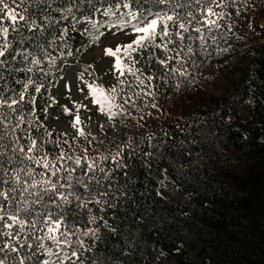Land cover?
Returning a JSON list of instances; mask_svg holds the SVG:
<instances>
[{"label": "trees", "instance_id": "trees-1", "mask_svg": "<svg viewBox=\"0 0 264 264\" xmlns=\"http://www.w3.org/2000/svg\"><path fill=\"white\" fill-rule=\"evenodd\" d=\"M5 2L21 13L27 9V17L35 19L44 32L24 27L23 22L14 31L12 21L0 11V27L9 29L11 42L8 53L0 57L7 63V67H0V96L18 98L19 93H24V99L15 106V113L6 107L0 109V117L9 114L5 122L8 127L18 125L13 133L0 139V152H7L0 156V191L14 186L12 182L3 183L7 178L6 168L27 166L37 174L45 172L49 178L56 179L20 153L9 164L13 155L11 148L18 144L27 151L28 136L37 140L38 149L48 152L50 159L63 152L72 157L86 155L99 163L101 156L111 157L119 152L122 162L128 165L126 169L117 168L111 159L102 165L106 170H114L113 176L119 185L128 184V196L116 208L108 210L109 223L117 231L110 233L102 229V238L93 251L82 253L83 264H264V0H223L228 5L223 8L217 7L213 0H170L167 4H159L157 0ZM124 3L130 4L127 15L97 23L85 33L74 26L85 15L94 21L99 12L96 9L116 11ZM177 4L183 7H176ZM208 6L223 14L220 19L211 17L220 24L219 28L211 27V31L204 23ZM68 7L72 8V15L62 19V12L56 9ZM130 12L137 15V22L157 13L161 16L175 13L189 25L184 32L168 22L171 48L180 53L168 64L169 69L181 67L190 75L182 77L160 65L157 48L134 52L135 63L127 59L124 62L131 64L145 87L155 85L146 87L155 95L137 93V115L127 119L133 129L127 130L113 149L107 150L101 144L90 145L85 151L76 150L42 124L36 101L65 66H79L88 71L80 63L82 53L96 44L113 22L133 20ZM198 26L201 33L195 31ZM64 29L67 35L61 41L58 37ZM176 32L184 36L183 42ZM53 34L57 36L55 44L50 43ZM201 34L207 41L203 47L198 39ZM211 36L216 37L214 42ZM188 46L195 55H186ZM41 48L47 49L51 59L43 56ZM17 53L32 55L25 60L24 55ZM33 56L41 60L39 65L30 63ZM232 59L237 61L236 70L240 75L236 82L228 77ZM29 67L31 72L27 71ZM149 75L155 77L151 82L146 79ZM29 80L33 83L27 84ZM121 81L125 82L121 79L118 86ZM38 86H42L40 92L35 91ZM33 98L35 103L31 102ZM21 115L24 122L19 120ZM4 131V125H0V135ZM14 137H19L17 144H13ZM59 166L77 167L72 160L61 161ZM164 169L168 170L172 182L166 189H160L158 181ZM125 171L128 176H124ZM21 177L27 179L26 173H21ZM157 190L166 191L167 199L157 196ZM12 196L14 208L23 207L20 200L25 197L34 199L27 193L21 195L19 189ZM8 203L0 197V204L7 207ZM32 207L40 208L39 205ZM5 231L8 230L0 226V249H3L0 260L4 264H19L18 257H23L25 264H35L37 258L47 259L27 232L28 244H33L31 249L27 244L18 253L4 248L5 242L19 247L16 239L3 235ZM12 231H18V226L14 225Z\"/></svg>", "mask_w": 264, "mask_h": 264}, {"label": "snow or ice", "instance_id": "snow-or-ice-1", "mask_svg": "<svg viewBox=\"0 0 264 264\" xmlns=\"http://www.w3.org/2000/svg\"><path fill=\"white\" fill-rule=\"evenodd\" d=\"M15 3L16 0H13ZM41 3H45L46 0H40ZM159 4L170 3V0H157ZM199 2V0H197ZM213 3L217 7H227L228 5L217 0H213ZM0 11L6 13L8 19H10L15 26L14 31H17L20 27L19 22H23L24 27L35 30L39 29L41 33L44 32V28L37 24L35 19L27 17V9L24 12H18L15 8L10 7L5 0H0ZM51 6V5H49ZM76 7V5H74ZM119 7V5H117ZM124 8H130L129 3L123 4ZM176 7H183L182 4H177ZM56 11L62 12V19H67L68 15H72V8H58ZM99 11V9H96ZM109 10H105V14H109ZM207 16L205 17L204 23L209 25V31L211 27L219 28L220 24L216 20H212L211 17L216 16L218 19L222 18V13H217L214 11L212 6L206 8ZM66 13L67 15H63ZM129 15L133 20H137L138 17L135 13L130 12ZM191 16V13L188 14ZM46 21L48 17L44 18ZM75 20V16L73 15ZM84 20H88V16H84ZM173 22V25H178L179 29L184 32L188 31L189 25L180 21L177 14L173 13L171 15L165 14L161 16L159 13L155 15L154 18L148 20L144 24H133L132 27L135 33L139 35L132 39L130 42L121 44L115 49L107 48L105 49V54L114 57L115 63L114 67L117 72L121 75L124 74L125 70L132 75H136L133 71L131 64L125 63L124 58L130 60L133 64L135 63V58L133 53L138 50L151 49V48H163L165 53L172 51L168 47L169 43H172L171 34L169 31L168 22ZM125 24L128 21L124 22ZM199 24L200 22L197 21ZM86 30V29H85ZM195 31L201 33V27H196ZM9 29L7 27H0V36L3 37V41L0 42V57H4L8 53L11 47V42L8 39ZM67 35V29L63 30V33L58 37L61 41L65 39ZM175 35L179 37V40L183 42L184 36L181 32H176ZM161 43H157V40ZM57 36L53 34L51 44L56 43ZM201 47H203L207 41L203 34L198 37ZM213 42L216 37L211 36ZM167 40V42H163ZM181 51L183 49L181 48ZM41 52L45 58L51 59V54L45 48H41ZM17 55H24V59L27 60L31 53H17ZM179 52L176 53L178 57ZM186 55H195L193 48L191 46L187 47ZM175 57L167 56L164 59H158V63L162 65L165 69H169L168 61L174 59ZM15 59V56L13 57ZM30 63L32 65H39L41 60L32 57ZM186 63V61H182ZM0 67H7L6 61L0 59ZM27 71L31 72L32 68L29 67ZM173 74H179V76L187 77L190 73L187 69H182L181 67H176L169 69ZM146 79L151 82L155 79L154 76L149 75ZM167 82V81H165ZM33 81L29 80L27 84H32ZM123 83V81H121ZM27 84L25 87H27ZM139 84L144 85V80H139ZM179 87V84L176 85ZM42 86L36 87L35 91L40 92ZM92 92L93 99L96 104H98L99 111L103 114L106 113L109 119L113 118V110L120 108L122 106L115 103L116 89H112V94L109 95L102 87L88 86ZM146 87L154 88L155 85L149 84ZM145 95L154 96V92H146ZM24 99V93L18 94V98H9L5 96H0V109L7 108L11 113L16 112L15 106ZM35 103V99L31 101ZM127 102V101H126ZM153 108L156 107L155 104L152 105ZM67 111V109H66ZM9 119V114H5L0 117V125H4L5 131L3 135H0V139L4 136L13 133V129L18 127L14 125L8 127L5 123ZM20 122H24V116H19ZM76 124L80 123L79 115L75 117ZM81 135H84L83 130L80 131ZM19 137L13 138V144H17ZM27 151H25V146L18 145L11 148L12 156L9 158V164L15 159L16 153H20L24 159L32 164L42 166L43 169L51 173L49 178L45 172L37 174L34 169L25 166V168L4 169V175L7 177L3 183L5 185L12 182L14 186L9 189L0 191V197L3 200L9 202L7 207L0 204V226L7 229L3 233L6 237H13L16 239L19 247L14 246L11 243L5 242L4 248L9 249L12 252H19L20 248H23L26 244L29 249L35 247L43 254H46L47 259L42 261L37 258L35 264H83L81 260V255L84 252L93 251L96 246V242L100 241L102 238V229L107 230L110 233H116L117 229L113 224L109 223L108 210L117 207V204L122 198L128 196L127 187L128 184L125 183L123 186L119 185L118 181L113 176V169L106 168L103 165L104 161L109 159L117 166L119 169H126L128 167L126 162H122L123 158L121 154L117 152L114 156H101L99 158V163L95 158H89L85 156L72 157L61 152L59 155L53 156L52 159L49 158V153L45 152L43 148L38 149L37 140L31 136L27 137ZM7 155V152H0V156ZM146 155L151 156V153H146ZM120 157V159H117ZM72 160L74 165L77 167L69 166L64 168L59 166L61 161ZM65 172L66 175L60 176L58 173ZM21 173H26L27 179H22ZM168 170L164 169L161 178L158 181L160 189H166L168 183H171L168 176ZM124 176H128V172L125 171ZM39 178H36V177ZM63 181V182H61ZM167 181V183H166ZM19 189L21 195L27 193L28 196L34 197L32 200H28L27 197L20 200L23 207H13L11 201L13 200L12 193L17 192ZM156 195L162 200L167 199V192L157 190ZM47 197V200H45ZM32 205H39L38 210H34ZM114 220L115 217L113 216ZM18 226V231H12L13 226ZM30 234L34 237L33 244H28V235ZM41 233V235H36ZM23 239V243H20ZM45 241L50 243H45ZM3 249H0L2 251ZM160 255H164L163 252ZM19 258V264H25V259L23 257ZM31 259V256L28 257ZM0 264H4L3 260H0ZM95 264V262H94Z\"/></svg>", "mask_w": 264, "mask_h": 264}, {"label": "rangeland", "instance_id": "rangeland-1", "mask_svg": "<svg viewBox=\"0 0 264 264\" xmlns=\"http://www.w3.org/2000/svg\"><path fill=\"white\" fill-rule=\"evenodd\" d=\"M129 10L120 7L107 15L105 10H99L94 21L81 20L74 26L79 32L85 33L97 23L110 22L118 15H127ZM152 18L154 16L140 22L127 20V24L124 23L125 21L113 22L114 25L103 32L99 41L82 53L80 63L89 68L88 71L79 66L67 65L55 74L53 81L42 91L35 105L38 118L47 129L59 134L62 140L72 144L76 150L79 148L83 151L90 145L99 147L101 144L106 146L107 150H111L127 130L133 129L127 119L137 115L138 107L135 104L137 93L148 91L144 85L139 84V80H142L140 77L128 73L127 70L123 75L117 72L114 67L115 58L106 55L105 49H115L121 44L130 42L139 35L135 33L132 25L144 24ZM163 42L166 43L167 40ZM157 43H161L159 38ZM168 47L172 49L169 53H165L163 48H157L158 59L174 57L179 52L178 49L171 48V43ZM125 59L127 58H124V61ZM236 63L235 59L229 61V68L232 71L228 73V77L235 82L240 77ZM121 79L125 82L118 86L117 83ZM89 85L102 87L109 95L115 88V103L121 105L123 110L114 109L112 119H109L106 113L102 114L99 111L100 106L93 99ZM130 85H134V88ZM138 87L140 89H137ZM76 115L80 117L79 124H76ZM81 130L84 135L80 134Z\"/></svg>", "mask_w": 264, "mask_h": 264}, {"label": "bare ground", "instance_id": "bare-ground-1", "mask_svg": "<svg viewBox=\"0 0 264 264\" xmlns=\"http://www.w3.org/2000/svg\"><path fill=\"white\" fill-rule=\"evenodd\" d=\"M60 75V74H59Z\"/></svg>", "mask_w": 264, "mask_h": 264}]
</instances>
